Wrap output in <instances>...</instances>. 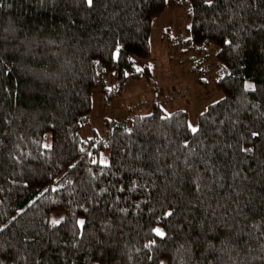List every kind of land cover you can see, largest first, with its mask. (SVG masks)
I'll return each instance as SVG.
<instances>
[{
  "label": "trees",
  "instance_id": "1",
  "mask_svg": "<svg viewBox=\"0 0 264 264\" xmlns=\"http://www.w3.org/2000/svg\"><path fill=\"white\" fill-rule=\"evenodd\" d=\"M168 2L0 0V264H264V0H184L223 95L195 130L155 101L79 135Z\"/></svg>",
  "mask_w": 264,
  "mask_h": 264
},
{
  "label": "rangeland",
  "instance_id": "2",
  "mask_svg": "<svg viewBox=\"0 0 264 264\" xmlns=\"http://www.w3.org/2000/svg\"><path fill=\"white\" fill-rule=\"evenodd\" d=\"M186 27L184 0H169L165 12L152 22L150 57L138 63V68L148 66L150 80H129L121 95L108 102L101 88H94L88 125L80 131L81 138L88 139L93 132L101 134L106 118L123 121L134 114L148 113L155 101L168 114L186 111L189 127L196 129L199 114L223 95L214 86L219 66L213 48H192ZM107 81L111 86L112 80ZM107 160L108 154L103 153L99 162L106 164ZM56 217L58 214L51 215L52 219Z\"/></svg>",
  "mask_w": 264,
  "mask_h": 264
}]
</instances>
